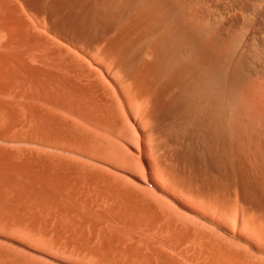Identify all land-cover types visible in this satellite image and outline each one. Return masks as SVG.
<instances>
[{"label": "bare ground", "instance_id": "6f19581e", "mask_svg": "<svg viewBox=\"0 0 264 264\" xmlns=\"http://www.w3.org/2000/svg\"><path fill=\"white\" fill-rule=\"evenodd\" d=\"M63 251L264 264V0H0V264Z\"/></svg>", "mask_w": 264, "mask_h": 264}, {"label": "rangeland", "instance_id": "374dc122", "mask_svg": "<svg viewBox=\"0 0 264 264\" xmlns=\"http://www.w3.org/2000/svg\"><path fill=\"white\" fill-rule=\"evenodd\" d=\"M13 131H14V134H15V133L17 134V133L19 132V131H17V130H16V131H15V130H10L9 132L11 133V132H13ZM11 134H13V133H11ZM10 143H11V144H10ZM12 143H14V145H13ZM21 143H22V144H21ZM23 143H25V142L15 141V142H9V143H7L6 145L9 144V145H13V146H16V147L18 146V148L21 147V149H24V150L27 149V145L31 146V147H32V150L35 149V148H36V150H37V149L39 148V146H36V145H34V144H32V143L29 144V142L26 143V144H23ZM17 144H18V145H17ZM9 145H8V146H9ZM22 146H24V147L22 148ZM31 147H28V149H31ZM39 149H40V148H39ZM52 152H53V150H52ZM58 152H59V151H55L56 154H58V155L60 154L61 156H64V155L66 154V156H65L64 158H68V157H69V154H70V153L67 154L66 152H64V153H63L64 155H63L61 152H59V153H58ZM67 155H68V156H67ZM70 156H71V154H70ZM2 242H4V240H2ZM5 242L12 244V245L9 244L8 246H6V247L12 246V249L15 248L14 245L17 247L16 249H18V247L20 246L19 244L15 243V242H10V241H5ZM3 246L5 247V245H3ZM13 247H14V248H13ZM154 247L161 248L162 246L160 245V247H159L158 245H157V246L154 245ZM9 248H10V247H9ZM22 248H23V247H22ZM10 249H11V248H10ZM20 249H21V246H20ZM23 250H24V252H25V249H24V248H23ZM21 251H22V249H21ZM26 252H27V251H26ZM63 252H65V251H63ZM63 252H62V253L59 252V253H60L59 255H58V253L54 254L56 257H58V258L61 259L62 261L59 260V259H56L54 255H53L54 257H51V256H48V257L46 256V257H44L45 255H42V256L38 255V256L43 257V258H42V259H39L40 257H38V258H36L35 260H39V261H41V262L44 260V262H43L44 264H45V262H46L47 264H51V263H52V264H53V263H54V264H78V263H79V262H78V261H79L78 256H77V259H76V254L74 255L73 253L70 252L71 255H68V254H69L68 251H67L68 253H67V252L63 253ZM64 254H65V255L67 254V255H66V258H65V256H64ZM72 254L74 255V257L72 256ZM34 255H35V254H33V256H34ZM35 257H36V255H35ZM63 257H64L65 259H63ZM44 258L47 259V260L49 261V263H48L47 260L45 261ZM48 258H49V259H48ZM73 258H74V259H73ZM79 258H82V256H79ZM32 259H33V258H32ZM53 259H54V260H53ZM67 259H68V260H67ZM72 259H73V260H72ZM71 260H72L73 262H74V261H75V262L77 261L78 263H73V262L71 263V262H69V261H71ZM82 260H83V261H82ZM82 260L80 259L81 262H80L79 264H83V262L86 260V258H85V259H82ZM50 261H51V262H50ZM84 263L87 264L88 262H84ZM88 264H89V263H88Z\"/></svg>", "mask_w": 264, "mask_h": 264}]
</instances>
